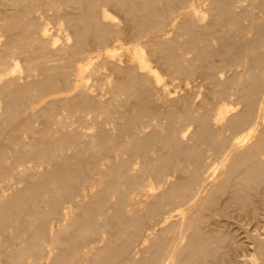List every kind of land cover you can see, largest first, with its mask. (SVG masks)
<instances>
[{
  "label": "bare ground",
  "instance_id": "1",
  "mask_svg": "<svg viewBox=\"0 0 264 264\" xmlns=\"http://www.w3.org/2000/svg\"><path fill=\"white\" fill-rule=\"evenodd\" d=\"M190 1L0 0V182L46 164L0 192L2 264H264V26Z\"/></svg>",
  "mask_w": 264,
  "mask_h": 264
},
{
  "label": "rangeland",
  "instance_id": "2",
  "mask_svg": "<svg viewBox=\"0 0 264 264\" xmlns=\"http://www.w3.org/2000/svg\"><path fill=\"white\" fill-rule=\"evenodd\" d=\"M195 1H196V2L198 1L199 5L202 3V0H200V2H199V0H191L189 3H196ZM246 1H248V0H246ZM246 1H245V0H241V1H240V0H238V1L236 0L237 3H235V7H236L237 4H239V5H237V8L235 9V10H236L235 13H237V11H238V12H239V15H238V16L240 17V19H241V17H242L243 20H241V21H242V24H241V25H242V27H243L242 30H243L244 33H245V36L243 35L244 33H242L243 31H242L241 33H239L240 35L232 34V35H234L235 37L237 36L238 38H239V36H240L241 39L239 38L238 40H237V37L235 38L234 36H232V37H234L233 39H234L235 41L237 40L238 42H240V40H242V42H246L247 40L249 41V39L253 37V36H252L253 34H254V36H255V32H254L253 29H255V27H256V29H257V26H258L259 24H260L261 26H262V25L264 26V8L261 9V7H259V6H262V5H260L261 1H260V0H258V1H257V0H252V1L249 0V2H246ZM250 1H251V3H250ZM253 1H254V2H253ZM238 2H239V3H238ZM258 2H259V3H258ZM246 3H248V4H246ZM252 3H253V4H252ZM255 3H258V4H255ZM240 4H241V6H240ZM242 5H243V6H242ZM245 5H246V6H245ZM249 5H250V6H249ZM239 6H240V7H244V9L239 8ZM247 6H248V7H247ZM254 6H255V8H254ZM235 7H234V8H235ZM246 7H247L248 9H246ZM250 7L252 8V10H251ZM262 7H263V6H262ZM106 8H108V6H106ZM203 8H204V7H203V4H202V9H203ZM256 8H257L258 10H257ZM108 9H110V7H109ZM108 9H107V10H108ZM249 9H250V11H249ZM240 10H241V11H240ZM243 10H244V11H243ZM245 10H247V11H245ZM253 10L255 11V13H256V12H257V13L255 14ZM259 10H260V11H259ZM111 11L115 13V11L113 10V8H112L109 12H111ZM242 11H243V15H241V12H242ZM261 11H262V12H261ZM112 12H111V13H112ZM246 12H247V13H246ZM248 12L251 13V14H250V15H251L250 17H249V13H248ZM114 13H112V14L115 15V16H116V15H120V14H118L117 12H116L115 14H114ZM244 13H245L246 15H245ZM208 14H209V13H207V15H206V13H205V17H206V18L209 17ZM237 14H238V13H237ZM252 14H253V15H252ZM254 15H255V16H254ZM246 16H247V17H246ZM116 17H118V16H116ZM205 17H204V18H205ZM245 17H246V18H245ZM252 17H253V20H252ZM118 18H120L121 20H119ZM118 18H117V19L119 20L120 25H122L123 23H121V21L123 22V20H122V18H121V15H120ZM206 18H205V19H206ZM210 18H211V17L207 18L208 21L210 20ZM255 18H256V19H255ZM205 19H204V21L208 22L207 19H206V20H205ZM245 19H246V20H245ZM248 20H249V21H248ZM258 20H259V21H258ZM247 22H248V23H247ZM261 22H262V23H261ZM243 23H244V24H243ZM256 23H257L258 25H257ZM245 24H247V26H246ZM248 24H250V25H248ZM251 25H252V26H251ZM256 25H257V26H256ZM260 25H259V26H260ZM254 26H255V27H254ZM244 27H245V28H244ZM249 27H250L251 31H250ZM251 27H252V28H251ZM256 29H255V30H256ZM246 30H247V32H246ZM252 32H254V33H252ZM57 36H58V35H56L55 37H57ZM168 36L173 37V36H174V32H170ZM242 36H243V37H242ZM58 37H59V36H58ZM178 38H180V37H178ZM213 38H214V37H213ZM213 38H211V40L213 41V42L211 41V42H212V46H213V45H216L217 47H219L218 45H220V41H218V40L214 41L215 39H218V38H214V39H213ZM59 39H60V38H59ZM60 40H61V39H60ZM217 41H218L219 44L217 43ZM248 41H247V42H248ZM242 42H240V43H242ZM263 45H264V43H263ZM216 46H215V48H216ZM213 47H214V46H213ZM190 52H191V51H190ZM190 52H189V53L187 52V53H186V56H188V57H189V55L191 56L192 53H190ZM214 58H215V56H214ZM238 68H239L240 70L242 69L241 67H238ZM196 76H197V75H196ZM196 76L194 77V78H196L195 80H194V79H190V80H192L193 82H192V81H189L190 84L187 83V84H186V85H187L186 88H184V87H181V88H180V86H182V85L179 86V85L177 84V82H176L177 80L175 81L176 83H175V82H172V83H173V86H172V83H169L170 85L168 84V87H169V88L172 87V90H173V91H171V96H170L171 99L174 98V97H177L176 95H178L179 92H180V94L186 93V94H188L189 96H190V94H191V95H192V96H190V97H192V98H190V99H191V102H192V101H193V102H196V103H194V104L197 105V104L200 102L201 99H203L204 97H208L209 94H208L207 86H206L205 84H203L204 82L202 81V79L199 81V79H200L201 77L198 76L199 78L197 79ZM93 78H94V77H90V78H89V81H90L89 84H91V86H89V90H90V92L92 91V94H97V93L100 94V93H101V95H102V94L104 93V91H105L106 93H105V95H104V94L102 95V98H101V95H98V94H97L96 96L99 97V98H101L102 100H104V99L107 97L106 100H109V99L111 98V95H112V94H110L109 91H108V93H109L110 95L107 93V90H108V89H107L108 87H106V86H107V85H106V84H107V81H104V79H106V78H102V77H100V78H98V79L96 78V80H95V78H94L95 81L93 80ZM97 80H100V82H101V80H102V82H101V83L98 82V83H99V84H98V83L96 82ZM103 81H104V82H103ZM92 82H93V84H94V82H96V83H95V88L97 87V88L95 89L96 91H95L94 88H93V84H92ZM105 82H106V83H105ZM191 82H192V83H195L197 86L194 87V84L192 85ZM199 82H202L203 85L200 84ZM103 83H105V84H103ZM198 83H199V84H198ZM96 84H97V85H96ZM100 84H101V85H100ZM176 84H177L178 87L176 86ZM98 85H99V87L101 86V87H100L101 89L98 87ZM105 85H106V86H105ZM174 85H175V86H174ZM190 85H191V86H190ZM199 85H200V86H199ZM204 85H205V87H203ZM102 86H103V87H102ZM183 86H185V85H183ZM174 87H175V89H174ZM90 88H91V89H90ZM187 88H188V89H187ZM189 88H190V90H189ZM191 88H192V89H191ZM193 88H194V89H193ZM99 89H100V90H99ZM106 89H107V90H106ZM177 89H178V90H177ZM184 89H185V90H184ZM195 89H196V90H195ZM197 89H198V90H197ZM203 89H204V90H203ZM93 90H94V92H93ZM170 90H171V89H170ZM174 90H175L176 92H175ZM187 90H188V91H187ZM202 90H203V92H201ZM206 90H207V93H206ZM97 91H98V92H97ZM99 91H100V92H99ZM178 91H179V92H178ZM184 91H185V92H184ZM186 91L189 92V93H187ZM191 91H192V92H191ZM194 91H195V92H194ZM199 91H200V92H199ZM204 92H205V93H204ZM192 93H194V94H192ZM180 94H179V95H180ZM201 94H202V95H201ZM179 95H178V96H179ZM200 95H201V96H200ZM203 95H205V96L203 97ZM109 96H110V97H109ZM173 96H174V97H173ZM121 97H122V98H121ZM121 97H120L121 100H122V99H125V98H123V96H121ZM170 97H169V99H170ZM103 98H104V99H103ZM162 98H163V99H162ZM118 99H119V97H118ZM196 99H197V100H196ZM119 100H120V99H119ZM161 100H164V97H161ZM198 100H199V101H198ZM123 101H124V100H123ZM0 102H1V101H0ZM42 102H43V101H38V102H36V103L33 105L34 107H33V106H31V107H30V106L27 107L26 110H25V113H27V110H28V111H31V110H33L34 108L38 107ZM127 102H128V101H127ZM160 102H162V101H160ZM193 102H192V104H193ZM124 103H125V101H124ZM128 103H129V102H128ZM194 104H193V105H194ZM196 105H195V107H197ZM0 107H2V103L0 104ZM29 108H30V109H29ZM31 108H32V109H31ZM0 110H1V109H0ZM198 110H200V107H199V106H198ZM68 120H69V123L72 121V124L70 123L71 126L78 125V123L76 124L75 121H73V120H71V119H68ZM154 121H155V120H154ZM155 122H156V121H155ZM158 122H159V120H158ZM162 122H163V120H162L161 122H159V123L162 125V124L164 123V122H163V123H162ZM73 123H74V124H73ZM35 124L37 125L36 121H35ZM38 124H39V123H38ZM85 124H86V123H85ZM87 124H88V126L85 125V127H82V129H84V130H86V131H89V132L92 133V134L95 133V132H96V129H97V127H96L97 124L94 123V122L92 121V119H90V120L88 119V123H87ZM89 124H90V126H89ZM105 124H106V123H104L103 126L106 127V128L113 129V127H114V123H113V122L107 123L106 125H105ZM111 124H112V126H111ZM95 125H96V126H95ZM185 125H187V129L190 128L189 130L193 129V127H194V126H193V123H192V124L190 123L189 125H188V124H185ZM94 126H95V127H94ZM87 127H88V128H87ZM184 127L186 128V126H184ZM94 129H95V130H94ZM22 134H23V133H22ZM26 134H27V133H25V134H23V135L20 134V135H21V137L23 136V138H25V140H26V139L30 138V137L26 138V137H27ZM25 135H26V137H24ZM186 136H187V135H186ZM28 140H29V139H28ZM69 152H70V150H69ZM208 159H209V160L212 159L211 156H209ZM27 161H28V160H27ZM29 161H30V160H29ZM31 162H32V163H31ZM42 163H44V162H42ZM23 164H24V165H23ZM23 164H21V165H23L24 167H23V166H20V164H19L18 166H16V167H17V168H16V172H17V170H18V173H19V170H20V169H21V170L23 169L24 171H28L29 168H32V169H31V172H33V171H34V170H33V167H34L35 165H36V167H35L36 170H43V169H44L43 167H46V164H41V165H40L39 163L36 164V163H34L33 161L25 162V163H23ZM30 164H31V165L34 164V166H31ZM43 165H44V166H43ZM25 166H26V169H25ZM27 166H29V167H27ZM42 166H43V167H42ZM37 167H38V168H37ZM19 168H20V169H19ZM42 168H43V169H42ZM16 172H15V173H16ZM20 172H21V171H20ZM22 172H23V171H22ZM29 172H30V171H29ZM15 173H14V174H15ZM18 173H16V174H18ZM14 174H11V175L9 176V179H11L10 181H9L8 178L5 179V180L8 179L7 181H5V183H6L5 186H6V187L4 186V182H3V180H1L2 182H0V185H1V183H2L3 186H4V187H2V185L0 186V192H1V190H2L1 193L4 192L3 194H9V192H11L10 189H12V192H13L15 189H18V188L23 187V183H25V181L23 180V182H22V181L20 182V181L16 180L15 178H17L18 175H15L16 177H14ZM20 174H23V173H20ZM11 176H13L14 178L11 177ZM10 177H11V178H10ZM12 179H15V180H12ZM18 179L20 180V179H22V178H21V177L19 178V176H18ZM8 181H9L10 183H9ZM11 181H15V182H11ZM17 181H18V182H17ZM7 182H8V184H7ZM9 184H12V185H9ZM8 186H10V187H8ZM12 186H13V188H15V189H13ZM18 186H20V187H18ZM1 187L4 188V189H2ZM5 188H6V189H5ZM9 188H10V189H9ZM6 192H7V193H6ZM140 196H141V197H140ZM138 198H141L142 201H140V202H143V204H144V203L146 202V200H147V199L144 197V195H139ZM142 198H143V199H142ZM141 204H142V203H141ZM141 204H140V206H139V204H137L138 208H137V206H136V209H138L139 211H142V210H143V209L141 208V207H143V205H141ZM217 217H219V216H217ZM233 219H234V221H235L236 224H235L234 222H232ZM233 219H231L232 221H230L231 223L229 222V223H230L229 225H230V226L233 225V226H231V227H232V228H231L232 230H234V229L237 230V231L234 230L235 233H237V235H236L237 237H238V235L241 234L242 232L245 233L244 231H246L247 229H249L248 226L251 225V227L254 228V226H253V225H254L253 222H252V223H249V225H248V222H249V221H247V220H245V219H243V222H241V223H238V222H240V221H238V220H239V219L241 220L242 218H235V217H233ZM236 219H237V220H236ZM100 220H102V218H100ZM211 220L213 221V218H211ZM211 220H210V221H211ZM244 220H245V222H244ZM236 221H238V222H236ZM241 221H242V220H241ZM246 221H247V222H246ZM55 223H56V221H54V223H53V224L55 225V227H56V224H55ZM232 223H233V224H232ZM242 223H243L244 225H243ZM245 223H247V224H245ZM239 224H240V225H239ZM245 225H246L247 229H245V228H246ZM230 226H229V227H230ZM239 226H241V227H239ZM243 226H244V227H243ZM55 227H54V228H55ZM251 227H250V228H251ZM237 228H241V229H244V230L237 229ZM252 228L249 229V232L252 230ZM254 229H256V228H254ZM105 230H106L105 228L102 229V231H105ZM238 230H241V231H238ZM253 231H255V230H252V232H253ZM238 232H239V233H238ZM107 233H108V234H107ZM243 233H242V235H243ZM108 236H109V232H108V231H106V232H102V233H100V235H99V237H98L97 239H95L96 237H95V238H92V239H93V243H91L92 240L90 241V243H91V245H93V244H94V245H100L101 242H103V241L105 240V238H107ZM239 236H241V235H239ZM2 237H3V235L0 234V240H1V239H4V237H3V238H2ZM242 237H243V236H241V237H239V238H242ZM88 240H89V239H88ZM94 240H95V241H94ZM96 240H97V241H96ZM142 240H143V239H141L140 242H139V244H137L138 247H139L140 244H145V243L147 242L146 240H145V242H143ZM99 241H100V242H99ZM141 241H142L143 243H142ZM94 242H95L96 244H95ZM97 242H98V243H97ZM88 243H89V242H88ZM90 243H89V245H90ZM94 245H93V246H94ZM137 246H136V247H137ZM9 247H10V246L7 245V247H5V249H8ZM136 247H134V249H135ZM138 247H137V248H138ZM134 249H133V250H134ZM133 250H132V252L134 253L135 251H133ZM136 250H137V249H136ZM245 252H246V251H243V253H244L243 255H244V256H243V255H241V256L239 255L240 257L238 256V260L240 259V261L238 262V264H242V262H243V264H247V263H248L247 260L249 261V258L252 256V253H249V254H248V251H247L246 253L249 255V257H248L247 254L245 255ZM50 254H52V252H50ZM87 254H88V253H87ZM138 254H139V255H138V257H139V256H140V253H138ZM134 255L137 256V253H135ZM242 256H243V257H242ZM245 256H247V257H245ZM45 258H46V257H42L39 261H40V262H41V261H42V262H47L48 259L46 260ZM243 258H244V260L242 261ZM245 258H246L247 260H246ZM44 259H45V261H44ZM86 259L89 260L88 257H86ZM87 260H85V262L83 261V264H85V263H86V264L90 263V260H89V261H87ZM245 261H246V263H245ZM0 263L2 264L1 261H0ZM37 264H38V263H37ZM248 264H250V263H248Z\"/></svg>",
  "mask_w": 264,
  "mask_h": 264
}]
</instances>
